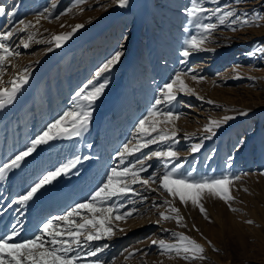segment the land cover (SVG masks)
Wrapping results in <instances>:
<instances>
[{
  "label": "rangeland",
  "instance_id": "374dc122",
  "mask_svg": "<svg viewBox=\"0 0 264 264\" xmlns=\"http://www.w3.org/2000/svg\"><path fill=\"white\" fill-rule=\"evenodd\" d=\"M189 2L128 0L126 6L120 7L114 0H22L18 11V19L35 21L34 40L26 49L21 45V37L27 39L26 33L10 41L21 54L11 60L15 67L9 65L0 74V81L2 86L10 87L8 81L29 65L30 76L14 102L0 109V161L13 153L9 144L13 140L21 150L47 123L72 108L74 93L93 80L97 69L115 51L122 52L118 64L94 80V84L104 80L107 84L93 105L88 130L80 137L59 140L56 150L41 145L36 153L41 156L46 151L49 158L43 155L26 160V177L18 170L16 182H11L17 184L18 190L23 185L24 189L42 172L90 150L91 164L85 165L69 187L61 189L69 194L68 204L49 216L62 214L90 196L106 170L120 163L115 153L130 140L135 144V125L151 108L159 87L177 72L188 69L193 72L182 78L193 91L180 93L177 102L164 106L182 114L174 122L175 142L149 145L129 159L135 161L170 146L178 152L183 165L180 172L185 176L192 173L195 179L225 174L239 177L229 186L234 197L231 208L236 211L220 198L203 194L202 205L208 218L190 201L185 205L179 198L169 196L159 188L158 181L143 188L135 185L146 199L141 202L140 196L130 195L124 201V209L116 215L124 211L134 214L119 220L113 216L109 222L114 233L111 238L91 244L92 248L108 245L97 254L104 264H264V53L256 51L264 48V0H204L209 11L227 7L248 14L249 18L255 12L262 19L257 26L239 22L232 25L229 18L211 33L204 45L206 50L185 60L181 55L185 41L200 31L184 11ZM45 8L51 17L37 23L36 13ZM200 22H216V18L210 20L204 14ZM77 24L83 27L62 46L48 43L53 35L70 32ZM193 75L202 79L193 80ZM224 117L232 118L224 121ZM209 119L224 122L214 129L216 134L211 139H204L200 149L192 152L191 146L208 135L204 125ZM147 163L151 168L145 178L163 171L157 159ZM48 165L51 167L46 168ZM165 201L179 209L183 217L180 225L175 218L161 219L160 213L176 215ZM85 214L91 215L86 209L82 210ZM247 220L253 223L248 224ZM181 232L204 246V260L186 261L174 253L161 254L158 245L152 244L161 239L175 243L173 233ZM136 249L140 251L135 252ZM88 259L82 254L81 264H88Z\"/></svg>",
  "mask_w": 264,
  "mask_h": 264
},
{
  "label": "snow or ice",
  "instance_id": "6c2138e0",
  "mask_svg": "<svg viewBox=\"0 0 264 264\" xmlns=\"http://www.w3.org/2000/svg\"><path fill=\"white\" fill-rule=\"evenodd\" d=\"M77 2L82 3L83 0H77ZM114 3L124 7L127 5L128 0H114ZM184 11L188 19L200 30L198 34L190 35L185 41L181 52L185 60L195 52L206 50L204 45L208 43L211 33L218 25H224L226 21H229V18H232L230 21L232 25L239 22L241 25L257 24V26L262 19L255 12H252L250 14L251 18H249L248 14L237 13L234 9L227 7L224 9L216 7L209 11L204 6V0H190ZM5 14L7 17H12L14 11L6 12L5 7L0 6V15ZM63 14L61 13V15ZM204 14H208L210 20L215 17L216 22H200V17ZM50 17V10L45 8L42 12L36 13L35 19L38 23L41 18L49 19ZM33 27L31 21L24 19L18 21V26L11 21L9 24L3 25L4 30L0 31V74L11 65L12 59L21 54L17 48L12 46L10 41L14 36L26 33L27 39L21 37V45L25 49L28 48L30 42L34 40ZM82 27V24H77L70 32L55 34L48 43L60 47ZM48 50L51 51V48ZM256 51L264 53V48L256 49ZM121 56V51H115L97 69L93 80H89L86 85L74 93L72 108L63 111L57 118L47 123L43 130L30 139L21 150L0 161V181L6 180L13 170L20 169L27 158L36 152L41 145H48L55 140L77 138L88 130L93 105L102 95L107 84V80L98 84H94V80H98L103 73L118 64ZM11 66L15 67V65ZM29 68L30 65L25 66L13 79L8 81L10 87L2 86L3 82L0 81V109L14 102L17 93L28 82ZM190 72H193V70L188 69V72L185 73L177 72L168 82L159 87L151 108L135 125L133 136L135 144H132L130 140L115 153V158L120 163L106 170L104 178L94 188L90 196L82 202L68 207L62 214L46 217L38 226L37 232L31 237L13 242L20 236V228L17 225H12L6 233L0 234V264H81L82 254L84 257L89 258L88 264H104L99 260L97 254L107 248L108 245L104 244L102 247L92 248L91 244L93 241L111 238L114 233L109 222L113 216L119 220L134 214L133 211H124L121 215H116L124 209V201L130 195L140 196L141 202L146 199L140 192L136 191L134 186L137 184L143 188L158 181L160 189L165 190L174 199L179 198L182 204L186 205L190 201L193 206L199 207L205 218H208L206 209L202 205V198L205 193L223 200L229 205L230 210H237L231 208L230 202L234 197L230 194L229 186L233 180L239 179V177L225 174L219 177L195 179L192 177V173L185 176L180 172L183 167L180 156L170 146L152 151L135 161L129 159L135 153L148 148L149 145L167 144L169 141L175 142L177 131L174 122L182 114L164 106H170L177 102L180 93L185 91L191 93L193 91L182 78ZM192 79L197 80L202 79V77L198 78L193 75ZM231 118L224 117V121ZM224 121L209 119L208 123L204 125V131L208 135L201 137V143L193 144L191 151H198L202 146V141L211 139L216 134L214 129H219ZM169 125L171 127H168ZM152 158L160 162L163 171L160 173L152 172L151 175L145 178L144 174L151 168V164L147 162ZM88 159V156H73L71 159L60 163L53 170L42 172L31 180L21 193L11 198V202L7 206L8 209L16 206V211L20 212L42 189L51 185L58 178L73 174L77 165L82 160ZM170 164L172 165L171 168H169ZM148 190L156 191L157 189L149 188ZM114 200L117 202L114 203ZM153 203L155 206V201ZM165 203L170 205V212L176 215L173 217L160 213L161 219L175 218L177 224L180 225L183 217L179 215V209L172 207L170 201H165ZM85 209L88 213H91L90 216L87 214L82 215V210ZM0 211L4 210L0 209ZM246 223L251 224L253 221L247 220ZM164 231L168 230L165 229ZM173 237L176 240L175 243H168L161 239L158 241L153 240L152 244L158 245L161 254L171 255L174 253L186 261L204 260L206 258L204 246L195 239L182 232L173 233ZM208 243L211 245V241H208ZM85 249L87 250L85 251ZM134 251L139 252L140 250L136 249Z\"/></svg>",
  "mask_w": 264,
  "mask_h": 264
},
{
  "label": "bare ground",
  "instance_id": "6f19581e",
  "mask_svg": "<svg viewBox=\"0 0 264 264\" xmlns=\"http://www.w3.org/2000/svg\"><path fill=\"white\" fill-rule=\"evenodd\" d=\"M21 2L22 0H0V6H4L6 9V12L14 11V15L12 17H7L6 14L0 15V31H3L4 30L3 25L9 24L10 21L14 24H17L18 26V21L20 20L18 19L19 17L18 11L21 9L20 8ZM136 15L140 16L138 13H136ZM34 22L35 21H33L32 23ZM133 30H134V27H133ZM132 41H133V38H131L129 42L132 43ZM58 141L59 140L52 141L50 144L46 146V149L51 150V151L58 149L59 147ZM9 144L12 147L11 151L13 152L11 153V155L14 154V150L15 152L20 150L19 148H17V146H19L17 141L13 140V142ZM42 153L46 157L49 154V153H46V151ZM102 154L104 155V151L102 152ZM39 156H40L39 153L34 152L29 158H27V160L34 159L36 157L38 158ZM83 156H88L89 159L82 160L80 163V166L73 172V174L63 177L62 181H57L59 179L58 178L51 185L46 186L20 212L16 211V206H13L12 209H8L7 206L11 202V198H13L16 194L21 193L24 190L23 189L24 185L19 190L17 188V184L14 185V183L16 182V174L18 170H22L21 174L26 172L23 170L24 164L20 169L13 170L9 174V177L6 180L0 181V183L10 182L4 185L3 187L0 186V209L4 210V211H0V234L6 233L11 228L12 225H17L18 228H20V236L14 242H17V241L19 242V240L23 238L31 237L34 233H36L37 228L39 226L38 224L42 222L41 220L44 217L46 216L49 217V214H51L52 212L54 213L55 211L57 212L58 210L64 208L68 204L70 198H69V194L66 192L65 193L61 192V189H64L66 186L69 187V185L72 184L74 177H76V175L78 176L79 173H81L85 165L91 164L92 158L90 156V150H85L82 157ZM50 167L51 166L48 165V167L46 168H50ZM23 175L25 176L26 174H23ZM24 176H21V177H24ZM11 182H14V183H11ZM34 216H36L35 219H34Z\"/></svg>",
  "mask_w": 264,
  "mask_h": 264
}]
</instances>
